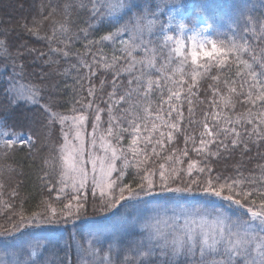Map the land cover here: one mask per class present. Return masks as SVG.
I'll return each instance as SVG.
<instances>
[{
  "label": "snow or ice",
  "instance_id": "1",
  "mask_svg": "<svg viewBox=\"0 0 264 264\" xmlns=\"http://www.w3.org/2000/svg\"><path fill=\"white\" fill-rule=\"evenodd\" d=\"M255 8L244 4L221 18L228 31H219L214 18L185 15L180 0L143 7L134 0H49L23 25L47 52L0 32L4 74L12 61L0 100V158L20 144L34 154L46 147L50 171L41 181L49 192L57 189L55 201H42L43 210L27 219L18 213L19 223L0 233L10 237L0 238V264H56L46 257L52 241L25 234L20 224L75 225L89 206L121 216L161 194L165 202L149 220L122 218L115 231L90 233L89 247L80 249L91 257L87 264H264V15H253ZM57 14L63 21L41 35L42 21ZM26 58L47 66L41 83L22 82ZM61 58L70 67L61 70ZM73 70V107L62 113L54 75ZM98 72L104 78L93 83ZM28 105L32 114L18 115ZM10 120L31 134L10 131Z\"/></svg>",
  "mask_w": 264,
  "mask_h": 264
},
{
  "label": "trees",
  "instance_id": "2",
  "mask_svg": "<svg viewBox=\"0 0 264 264\" xmlns=\"http://www.w3.org/2000/svg\"><path fill=\"white\" fill-rule=\"evenodd\" d=\"M42 2L48 3L49 0H0V32L7 30L8 39L14 44L19 41H27L29 46L47 52L48 45L44 40L36 39L35 36H28L23 30V25L25 23L31 25L33 17L37 14V8ZM51 2L56 3L57 0H51ZM134 2L143 7L146 3L154 4L157 0H134ZM259 2L260 0H186L192 14L199 12L205 17L216 19L219 31H228L227 26L219 24V20L234 14L244 4H248L249 6L255 4L256 8L253 15L257 17L264 15V8L259 7ZM23 8L24 10L28 8L25 13L23 12ZM53 21H55L58 26L59 23L63 21V17L57 14L49 20H43L42 27H40L41 35H51ZM102 34L104 33H101L100 35ZM92 38L99 39V35L93 36ZM124 38L126 39L127 37L125 36ZM75 47L83 51L82 45L79 42H76ZM108 51L109 49L105 48V52ZM15 55L16 49L13 47L12 56ZM88 58L90 59V57ZM72 59L74 60L75 57L73 56ZM4 61L5 58L3 54L0 53V62ZM6 62L9 64L7 74H4L3 70L0 69V100L4 98V88L9 75L12 72V61L7 60ZM21 62L26 64L24 69L25 78L22 82L27 83L28 81H31L36 84L41 83L40 76L42 71L47 66L40 64L39 61L33 63L31 58H26ZM70 63V61H65L61 58V70L70 67ZM82 72L87 73L88 70L82 69ZM74 76L75 70H73L71 75L64 77L54 75V79L60 84V91L56 94V99L59 103V108L57 110L62 113L70 112L73 107ZM103 78L104 75H101L99 72L97 73V76L91 77L93 83H97L99 79ZM84 83L86 88L88 83L87 80H85ZM97 90L99 91V88ZM201 91H203V89ZM201 99H203V96H201ZM29 108H32V106H26L25 109L20 110L18 115L26 113L30 116L32 112L27 111ZM196 111L197 116H199V106ZM185 115L187 116L186 109ZM10 123L14 125L15 131L31 134L26 127H19L16 124V121L10 120ZM185 126H187L186 123ZM196 135H199V129H197ZM179 147H184L182 140L179 143ZM34 153L35 150L30 152L27 146H16V150L9 157L0 158V183L4 186L3 189H0V191L3 192L2 201H0V233H3L5 229L12 230L13 225L19 223L20 216L18 213L23 212L25 219H27L33 212H40L43 210L42 201L51 202L56 200L57 189L53 187L51 192H49L48 187H46L45 183L41 181V177L44 176L45 171H50L48 166L43 163V159L47 156V148L45 147L41 149L38 154ZM125 179L128 183L133 182L131 177L126 176ZM13 191L18 192L19 195L12 196L11 193ZM166 195L167 194H161L154 197H145L143 199L150 201L151 203H137L136 207L129 208L125 213H122L121 216H111L110 214L94 211L92 207L89 206L87 215L82 216L79 221L75 222V225L70 223L67 226H52L53 230H66V232L70 235L66 240V249H62L60 252L61 255L69 259L70 262L68 264H87V261L90 260L91 257H89L86 252H82L80 249L81 247L84 249L89 247V243L92 242L87 240L91 237L90 233L101 230L102 228H106L107 232L115 231L120 227L122 218L128 221L136 220L137 223L140 224L142 223V219L139 218V215H145L142 207L144 205L164 204ZM189 198L193 199V197H188V199ZM202 198L210 197H195L196 200H200ZM91 199L92 197L89 195V200ZM57 207H59L58 203ZM47 228H51V226L20 224L19 230L27 234L30 231ZM141 235L142 233L140 232L139 227H137L135 233L133 234V238L139 239ZM0 238L10 239L8 236ZM76 242L81 247L75 249L74 244ZM104 249H107V244L104 245ZM68 255L72 256V261Z\"/></svg>",
  "mask_w": 264,
  "mask_h": 264
},
{
  "label": "rangeland",
  "instance_id": "3",
  "mask_svg": "<svg viewBox=\"0 0 264 264\" xmlns=\"http://www.w3.org/2000/svg\"><path fill=\"white\" fill-rule=\"evenodd\" d=\"M180 2L184 5V14L185 15H191V9L188 7V4L186 3V0H180ZM19 9L21 10V8L19 7ZM28 9V8H26ZM26 9L24 10L23 8V12H26ZM172 14V10L169 9L168 11H166L165 15L161 16V19L164 21L168 20V16ZM191 33H185V38L187 37V35H190ZM169 35H179V33L176 32H170ZM214 38V37H213ZM127 39V38H126ZM10 131H15L14 127L9 129ZM21 133V135H29V133ZM17 146H26L24 144H20ZM206 199H215V198H202L200 200H206ZM189 200H192L189 198ZM199 200V199H198ZM156 207V205H144L142 207L143 212H145V215H139V218L142 219V223L145 222L146 220H149L152 217L153 214V208ZM170 214V213H169ZM180 223L182 224L183 221H180ZM53 227L51 226V228H47V229H41V230H34V231H30L27 233V235L38 239V240H44V238H47L48 240L52 241V244L54 245V248L51 250V255L46 254L47 259H49L50 261H55L56 264H59V261H64V264H68L70 261L69 259H67L65 256L61 255V250H65L66 249V240L69 238V234L66 232V230H60V231H56L52 229ZM101 230L106 231V228H102ZM107 232V231H106ZM4 240H8V239H4ZM89 242L92 241V236L90 237V239H87ZM75 249H77L78 247H81L80 245H78V243L76 242L74 244ZM3 254L0 253V256H2ZM68 257L72 259L71 255H68Z\"/></svg>",
  "mask_w": 264,
  "mask_h": 264
}]
</instances>
